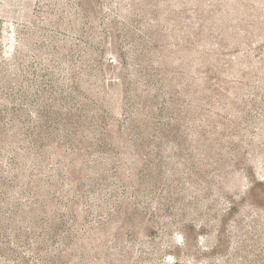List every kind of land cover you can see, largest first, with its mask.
Wrapping results in <instances>:
<instances>
[{
    "label": "rangeland",
    "instance_id": "rangeland-1",
    "mask_svg": "<svg viewBox=\"0 0 264 264\" xmlns=\"http://www.w3.org/2000/svg\"><path fill=\"white\" fill-rule=\"evenodd\" d=\"M0 264H264V0H0Z\"/></svg>",
    "mask_w": 264,
    "mask_h": 264
}]
</instances>
